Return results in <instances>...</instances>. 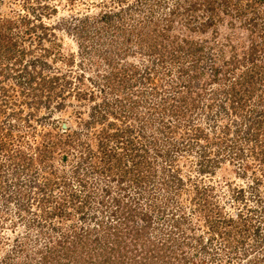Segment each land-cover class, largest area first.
<instances>
[{"label": "rangeland", "instance_id": "374dc122", "mask_svg": "<svg viewBox=\"0 0 264 264\" xmlns=\"http://www.w3.org/2000/svg\"><path fill=\"white\" fill-rule=\"evenodd\" d=\"M190 1L198 4L191 10L192 19L183 13L176 18L171 31L181 38L198 40L205 45V57L201 61L203 75L193 80L197 85L193 96L197 97L199 106L195 111L194 126H188L187 130L180 127L174 133L176 136L171 137L180 140L185 137V143L199 141L201 144L192 150L182 146L181 150L175 149L167 154L164 151L168 147L166 140L161 137L156 147L150 143L146 145L135 120L124 114H139L147 120L155 112L154 105L159 100L156 101V95L147 89L148 80L142 74L148 66L152 75L166 83L164 69L160 68L157 57L148 54V49L140 42L148 34L158 36L159 42L162 41V28L170 16L174 0H0V26L7 37L4 43H16L11 48L0 45V264H35L41 258L40 249L60 233L56 231L58 229H52L54 225L63 230L73 224L98 225L94 218L82 220V213L71 199L65 198V192H75L79 200L93 196L89 200L92 205L86 209L99 213L104 223L97 233L99 241L90 245V259L85 258L87 254L79 249L74 264H145L144 259H139L141 250L126 254L134 247L136 236L133 237V231L128 232L125 224L135 222V226L141 227L144 222L140 211L142 208L146 211L152 204L160 228L149 229L143 238L139 237L137 245L145 252L150 250L144 243L146 238H154L161 232V227H167L164 232L173 231V237L177 239L176 250L183 251L186 257L184 264H249L247 259L240 262L236 256L229 260L223 253L215 258L210 251L211 238L220 240L221 231L231 237L244 235L247 247L253 243V228L264 217L258 210L264 205V147L251 137L249 147L257 144L255 151L247 152L249 162L253 164L247 175L238 160H225L213 171L199 170L198 163L201 151L206 150L209 157L214 155L211 139L218 137L222 141L225 131L232 136L238 126L237 120L244 118L246 108L241 115L229 102L230 115L222 124H214L212 115L217 107L211 109V73L217 67L221 70L219 75L223 74L232 46L241 51L249 42V30L242 25V19H236V25L232 27L233 15L225 16L217 26L204 29L199 21L207 19L209 4L206 0H189L187 4ZM241 1L230 0L228 11L236 12L237 2ZM184 2L179 0L180 4ZM225 7L226 3L222 4L221 10ZM261 9H264V1L257 7V10ZM103 12L110 14L111 28L108 30V24L102 22L104 19H99ZM88 16L91 19L82 21ZM9 21L14 23L11 28L7 27ZM98 23L99 26L105 25V33L94 30ZM85 28L92 31L88 38L83 34ZM118 28L122 30L118 31ZM215 28H219V33ZM123 30L126 34H134L130 43L124 46L129 50L125 56L120 54ZM225 33L234 34L233 41L227 39ZM180 39L178 43L184 45ZM186 53L183 48L182 55L189 58ZM169 54L166 50L165 57H170ZM191 62L194 60L189 59L186 64ZM123 65L136 73L130 79V87L126 91L124 88L110 89L107 75ZM178 73L176 81H181ZM191 73L192 70L187 75ZM241 89L243 92L244 86ZM161 94L166 95L163 91ZM117 96L124 99L123 103H113L108 108L101 105L105 98L115 100ZM196 129L205 136H195L199 132ZM66 148L67 156L63 158ZM259 150H262V156H259ZM134 157L136 160L145 157L141 164L145 168L144 176L136 184L134 179L131 180L136 172L133 170ZM95 165L110 168L108 174L113 177L107 173L95 174L92 172ZM164 169L168 175L169 171L179 170L184 179L181 186H170L168 193L164 191L167 188L163 181ZM254 177L261 179V183L257 185ZM68 183L72 187L79 185V190L71 189ZM254 188H259L263 197L257 193L253 195ZM45 193L53 195L46 206L40 202ZM127 193L131 198L123 196ZM114 195H121L123 199L120 210L113 203ZM163 195L172 196L170 206L165 205ZM66 201L67 211L69 208L74 211L72 216L56 213L57 206ZM256 207V211H248ZM131 208L136 214L128 223L121 224L119 217L111 214L117 210L119 214L125 210L130 213ZM46 210L55 213L48 220L45 219ZM240 211L252 215L248 218L252 222L241 223L243 227L239 225V229L224 220H217L221 212L237 216ZM173 213H176L178 226H172L173 222L168 220L167 216L171 217ZM35 218L48 224L44 227L34 225ZM249 226H253L251 231ZM184 237L189 240L184 241ZM197 239L201 244L196 248ZM179 241L186 242L183 248H180ZM236 241L242 246L241 241ZM205 243L210 252L202 249ZM60 262L64 264L65 258Z\"/></svg>", "mask_w": 264, "mask_h": 264}, {"label": "trees", "instance_id": "16d2710c", "mask_svg": "<svg viewBox=\"0 0 264 264\" xmlns=\"http://www.w3.org/2000/svg\"><path fill=\"white\" fill-rule=\"evenodd\" d=\"M209 4L208 6V12H207V19H200L199 24L204 27V29L209 28L211 25H218L219 21H224L225 16L233 15L231 26L234 27L236 25V19H242V25L245 27V29L249 30L247 40L249 41L246 43L247 45L242 46V55L241 51L232 46V53L231 57L226 60L225 62V69L223 71L222 75H219L221 72L220 68H215L214 72L211 73V109L214 107L216 108V112L214 115H212V119H214V124H218L219 122L225 121L227 116L230 115L231 110L228 106L229 102H232V106L234 110H236L241 115L244 113V110L246 108V111L243 115L244 118H242L240 121L237 120V127L235 131L233 132V135L229 136L228 131L224 132L223 136L224 139L222 141L219 140L218 137H214V139H211V152H214V155L207 154V151H201L200 159L198 160L199 163V170L205 171V170H215V167L219 164H221L225 160H238L239 163H241L239 166L243 167V173L248 174L249 169L253 167V164L249 162V155L248 151L252 153V150L255 151V144L254 146L249 147V143L252 142L251 137H255L256 142H259L264 147V9L257 10L258 5L263 2L264 0H252L248 4H243L241 2H237L239 5L236 12L235 11H228V5L230 3V0H221L214 1V0H206ZM175 4L172 7L170 11V16L166 18V23L164 27L162 28V41L159 42V37L154 36L152 34L146 35L144 38L145 40L141 39V44L143 47H146L148 50V54L151 56L154 55L157 57L158 62H160V68L164 69L165 78L163 80H166V83H162V81H159L157 79L156 75H152V71L150 67L147 66L146 70L144 71V74H142L144 77H147V89H149L152 94L156 95V103H155V109L154 114H151L152 121L150 120L151 117H149L147 120H144L143 117L139 114L134 113H128L127 115L124 114V116L127 118H132L135 120V123L138 126V129L140 131V136L143 137V139L146 140V145L150 143L152 146L156 147L159 142H161V137L166 140V144L168 147L164 149V151L167 154H171L172 152L177 150H181L182 148H187L188 150H192L193 147H196L199 143L193 142H187L185 143V137L184 139H177V137H171L173 135L176 136V131H179V128H186L188 129V126L193 125L195 121V114L196 110L198 108V102H196V98L193 96V93L197 87L195 85V82L193 81L195 78L201 77L203 74L201 72V61L204 59L205 56H203V50H204V44L198 42V40L194 41L189 38H181L178 34H172V27L176 23V18L180 15L186 16L189 15V20L192 19V8L195 6L198 7V4H196L193 1L185 0L184 3H179V0H174ZM193 3L195 5H193ZM226 3V7L221 10V5ZM224 7V6H223ZM232 9V8H231ZM110 14L108 12H103L99 14V19L103 20L102 22H105L107 25V30L111 28V21L108 20ZM182 16V17H183ZM187 18V17H186ZM91 19L89 16L82 19V21ZM183 20V19H182ZM181 21V20H179ZM197 21V19H195ZM84 23V22H83ZM14 23L12 21H9V24L7 27L11 28ZM98 24H95L94 30L98 33H105L104 30L106 29L105 25L102 24L101 26ZM14 27V26H13ZM219 28H215V31L218 32ZM106 30V31H107ZM122 29L118 28V31ZM94 31V32H95ZM92 31L85 28V31L83 34H85V37H90ZM123 33V34H122ZM221 33V31H220ZM228 37L227 39L233 41V35L232 33H225ZM119 35V34H118ZM121 35L123 36V40L121 43V53L122 55H127L129 50L125 49L124 46L130 43V40H132L131 35L134 34H126L124 30L121 32ZM139 35V34H137ZM171 36H173L171 38ZM6 34L3 32V26H0V45H6V47L11 48L16 43H4V40L6 39ZM181 38V39H180ZM182 40L184 45L179 44L178 40ZM230 43V41H228ZM128 48V47H126ZM130 48V47H129ZM183 48L187 50V57L182 55ZM166 50L170 52V57L166 56ZM150 56V57H151ZM1 57V56H0ZM189 59L191 61L194 60V62H191L189 64H186ZM215 59L214 61H216ZM216 63L214 62L213 65ZM182 65H189L187 67H182ZM175 66V67H173ZM155 68V67H154ZM156 69H158L156 67ZM155 69V71H156ZM192 70L193 73L188 74ZM137 72L139 71L136 70ZM176 72H179V77L182 78L181 81H176L179 78L177 77ZM157 73V72H156ZM136 73L133 71L131 72V67H128L127 65L123 66H117L113 72L109 73L107 75V86L110 89H120L124 88V91H126L130 87V79L133 77ZM166 86V87H164ZM244 86V91L242 92L241 87ZM165 92V96L161 94V92ZM201 94V93H200ZM199 94V96H200ZM124 99L120 96H117L115 100H110L108 98H105L103 100V107L108 108L112 107L113 103H123ZM125 107V106H124ZM127 108V107H125ZM128 112H132L130 109H127ZM230 111V112H229ZM134 112V111H133ZM105 116V115H103ZM260 117L261 119H256V117ZM138 120V122L136 121ZM158 120V121H157ZM253 120V121H252ZM140 122V123H139ZM134 126V125H133ZM197 133H195V136L202 137L205 136L204 133L196 129ZM189 132V131H187ZM78 135V133H75ZM73 134V136L75 135ZM189 135H191L189 133ZM193 136V134L191 135ZM263 137V139H261ZM183 140V141H182ZM173 143V144H172ZM185 143V144H184ZM183 144V145H182ZM201 143H199L200 145ZM145 145V144H144ZM183 146V147H182ZM182 147V148H181ZM67 149L65 150L63 154V158L67 156ZM264 150V149H263ZM262 150H259V156H262L263 152ZM164 154V152H162ZM134 161L135 167H133V170H136L134 173V176L132 175L131 180L134 179V184H136V181H141L144 176V170L145 168L141 167V164L144 163L145 157L143 159H138ZM243 160V161H241ZM92 164V163H91ZM96 166V165H95ZM137 167V168H136ZM135 168V169H134ZM78 169V167H77ZM110 168H103L96 166L93 171L95 174L104 175L107 173V176L113 177L109 171ZM101 170V171H100ZM169 171V169H167ZM108 171V172H107ZM165 174L163 175V181L166 189L164 188L165 193H168L169 187L172 185L178 184V186H181L184 182V179L182 176L179 175V170L174 169L173 171H169L170 174L168 175V172L164 169L163 171ZM137 174V175H136ZM166 176V177H165ZM255 181H257V185L261 183V179H257V177H254ZM78 180V179H77ZM123 180V179H122ZM121 181V179H120ZM51 183V180L48 182V184ZM69 187L74 188L75 191H78L79 185H70L68 183ZM104 189V188H103ZM254 188V191L252 190V194L255 193L258 194V196H262L261 191L259 188ZM91 189L89 188V192ZM107 191H110L108 189ZM95 193V191H93ZM66 199H71L72 203L76 205L77 210L82 213V220L88 221L89 219H97L98 225L96 226H90L85 225V223L80 224H73L69 227H67L65 230H63L61 227H54L52 229L56 231H60V233L57 235V237L54 240H49L45 244L44 249H40L41 252V258L37 259L35 264H62L60 262L61 259L65 258L64 264H70L74 260L79 257V253L77 252L79 249L87 254L85 258L90 259L92 255V248L91 243L94 241H99L100 237L99 234V228L102 226L103 219L101 218V215L97 212H93L90 209H86L87 206L90 204V199L93 197L91 196L90 199L86 200H79L77 198V195L75 192H65L64 194ZM94 195V194H92ZM124 197L128 196L131 198L130 193L124 194ZM143 196V195H141ZM263 197V196H262ZM261 197V198H262ZM11 198V197H10ZM12 198H15V196H12ZM11 198V199H12ZM53 195H50L49 193H45V195L40 198V202L42 205L47 203H50L49 200H52ZM259 198V199H261ZM68 199V200H69ZM165 205L170 206V203L172 202V196L163 195V198ZM122 197L114 195L113 196V203L114 205H118V209L122 208L120 204L123 203ZM63 202L60 203V205L57 206L56 213L61 215H68L72 216L73 210L68 209L67 211V203ZM77 202H79L77 204ZM88 203V204H87ZM154 203V202H153ZM87 204V205H86ZM125 204V203H124ZM90 204L89 206H91ZM153 206V207H152ZM131 207V206H130ZM129 207V208H130ZM152 207V209H151ZM157 207V206H156ZM123 208H126V206H123ZM163 208V207H161ZM250 208V207H249ZM132 209V213L128 212V210H125V212L118 213L119 210H117L115 214L117 217H119L121 224L128 223V221L133 219V214H136V211ZM87 210V211H86ZM94 210V208L92 209ZM156 208L154 209V205H149V207L146 209V211L143 210V208L140 211L141 218L144 222V224L141 227L135 226V222L130 225V222L128 224H125L126 228L128 229V232L131 233L132 231L135 233L133 234V237H135L134 241V247L127 250L128 254L130 251L135 250H141V257L139 259H144L142 261H145V264H184L185 262V255H183V251L178 252L176 249L177 247V239L173 237V231H170L168 233H165L164 230L166 228L161 227V232L157 236L155 235L154 238L147 237L146 241H144L145 245L150 248V250H147L146 252L144 249L142 250L141 247H139L137 244L139 241V237L145 236V232L149 229L157 230L160 228V222L156 216H154V213ZM163 210V209H162ZM256 208H251V210L248 211H256ZM262 212L264 215V205H261V208L258 209ZM76 212V211H75ZM135 212V213H134ZM67 213V214H66ZM219 213V212H218ZM46 216L45 219H49L50 215L53 216L55 213L53 211H47L45 212ZM126 214V215H125ZM139 214V213H138ZM219 219L217 220H224L228 222L227 224H230L232 227H237L239 229V225L241 227V223H248L252 222L248 218L252 215L248 214L246 215L244 211H240V213H237V216L235 215H229L226 212L219 213ZM253 214V213H251ZM176 213H173L171 217H168V220L172 223V226H178L179 221L175 217ZM222 215V217H221ZM228 215V216H227ZM246 217V218H245ZM99 218V219H98ZM124 218V219H123ZM35 223L34 225H38L41 227H44L46 224H48L47 221L43 223V220L39 221L38 219H34ZM92 221V220H91ZM167 221V219H165ZM217 222V221H216ZM89 223V222H88ZM168 223V222H167ZM100 224V225H99ZM131 227H130V226ZM245 225V224H244ZM48 226V225H47ZM250 227V226H249ZM248 227V228H249ZM253 228L250 227V231ZM119 232H120V228ZM253 243L250 247L246 246L247 239L246 237H231L229 233L223 234L221 231H219L222 235V238L220 240L214 241L216 237L211 238V252L214 253L215 258L217 256H220L221 253H223L226 257L229 258V260H232L234 256H236L240 262L242 260L247 259V262L249 264H264V217L262 216L261 219H259V223L256 224V226L253 228ZM118 232V233H119ZM240 234V232H237ZM250 233V232H249ZM247 233V234H249ZM184 241L187 239L184 237ZM195 239V238H193ZM189 240V239H187ZM186 240V242H187ZM236 240H239L242 242V246H238L236 244ZM137 242V243H136ZM185 243L183 241H179L180 248H183L185 246ZM216 242V243H214ZM143 243V244H144ZM219 243L220 246L217 244ZM193 245V243H190ZM196 248L200 246L201 241L197 239V243H194ZM153 245V246H152ZM206 243L202 246V249L207 251ZM86 247V248H85ZM125 247V246H124ZM154 247H158L159 250H155ZM62 251V252H61ZM224 251V252H223ZM84 254V255H85ZM58 258V259H57ZM84 258V259H85ZM39 260V261H38ZM74 261V262H75ZM73 262V264H74ZM105 262V261H103Z\"/></svg>", "mask_w": 264, "mask_h": 264}]
</instances>
